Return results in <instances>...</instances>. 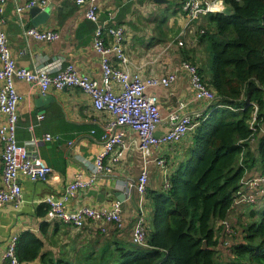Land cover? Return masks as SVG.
Segmentation results:
<instances>
[{
  "label": "crops",
  "instance_id": "0c3cea01",
  "mask_svg": "<svg viewBox=\"0 0 264 264\" xmlns=\"http://www.w3.org/2000/svg\"><path fill=\"white\" fill-rule=\"evenodd\" d=\"M28 1L7 0L5 5L3 28L7 31L17 64L33 68L36 65L55 64L60 60L62 65L72 63L81 73L101 79V56L93 44L96 23L87 18L86 6L78 5L75 0H49V4L43 8L47 13L43 15L33 14L31 8L19 13L18 7ZM98 2L99 21L124 29L123 46L129 58L126 66L129 71L144 77L161 76L176 71L183 60H189L199 67L207 80L210 79L211 75L207 72L212 71L213 54H210L211 45L204 35V30L210 25L207 15H201L190 26L181 3L176 0H169V3L155 0ZM229 10L230 7L224 2L223 11ZM30 26L55 30L60 36L53 41L27 38L24 29ZM183 31L185 34L182 36ZM179 39H183L181 46L177 43ZM107 40H111V37H107ZM168 42L174 43H169V46ZM111 58L116 64L119 63L114 53ZM15 84L22 97L18 108V142L37 151L52 167V172L46 181L21 177L22 202L18 206L7 204L1 211L0 264L3 263L10 238L26 230L34 232L43 241L42 253L62 260V264H80L85 263V254L98 246V240L102 245L114 232H118V236L125 241L133 242L138 214L143 213L147 227L151 228L153 207L148 191L163 190L166 175H174L186 161L194 146V132L178 142L153 148L146 162L139 148L138 134L128 130L122 155L115 163L113 172L100 175L93 185L77 190L67 202V207L75 210L82 206L112 209L115 202L121 201L125 227L118 229L115 224L91 220L78 229L54 219L45 198L49 195L61 196L79 173L84 178L90 176L91 166L103 146V128L99 122H106L110 116L97 111L91 97L79 88L51 89L46 94L53 99L39 105L37 99L43 94L38 85L22 80H16ZM147 93L158 100L163 119L157 129L159 135L169 129L168 115L181 104H184L182 113L196 120L202 118L212 106L195 98L185 72H179L177 80L169 87H150ZM41 114L44 118L40 120L38 116ZM4 119L0 118V123ZM48 133L54 136L53 140H45ZM257 143V140L251 142V146L256 148ZM1 154L0 143V187ZM159 159L165 160L164 167L159 165ZM144 169L148 170L149 183L147 193L141 195L135 184ZM263 171L264 165L258 163L248 177ZM120 194H125L124 200L119 199ZM243 211L240 208L231 211L229 218ZM102 226L106 228L105 232L101 231ZM23 264L42 262L37 258Z\"/></svg>",
  "mask_w": 264,
  "mask_h": 264
},
{
  "label": "trees",
  "instance_id": "16d2710c",
  "mask_svg": "<svg viewBox=\"0 0 264 264\" xmlns=\"http://www.w3.org/2000/svg\"><path fill=\"white\" fill-rule=\"evenodd\" d=\"M225 3L230 10L208 13L204 30L213 53L207 81L217 102L200 119L189 156L171 176L172 187L148 191L153 207L148 246L114 232L102 245L98 240L80 264H264V212L259 216L254 208L243 214L248 220L227 246L228 257L209 248L219 244L215 222L229 219L241 180L264 165V133L257 134L256 148L250 141L253 103L264 120V0ZM204 240L209 247L203 248ZM42 247L26 230L18 236L16 255L21 263L40 258L42 264H62Z\"/></svg>",
  "mask_w": 264,
  "mask_h": 264
},
{
  "label": "built area",
  "instance_id": "2783aa9c",
  "mask_svg": "<svg viewBox=\"0 0 264 264\" xmlns=\"http://www.w3.org/2000/svg\"><path fill=\"white\" fill-rule=\"evenodd\" d=\"M75 2L78 5H85L87 18L96 23L93 44L101 56V79L81 73L72 63L62 65L60 60H57L55 64L36 65L33 68L19 66L11 52L7 31L3 28L7 0H0V118H5L0 123L2 145L0 215L7 204L18 206L22 202L21 177L32 181H46L52 172V167L41 158L37 151L18 142V108L22 97L16 88L15 81L22 80L38 85L42 94L48 93L51 89L79 88L91 97L97 111L110 116L106 122H99L103 128L101 136L103 146L91 166L90 176L84 178L81 173L77 174L75 180L67 186L61 196L49 195L45 198V203L54 219L78 229L85 227L91 220L112 223L116 228L122 229L125 227V221L121 216V201L115 202L112 209L82 206L70 210L67 207L68 200L75 196L77 190L93 185L100 175L113 172L115 163L122 155L128 130L138 134L139 148L148 162L153 148L178 142L198 127L201 118L196 120L193 116L182 113L184 104H181L178 109L168 115L169 129L163 134H157L163 119L157 97L148 94V88L169 87L177 80L179 72H185L189 76L196 99L214 105L217 102V92L200 72L199 67L189 60H183L176 71L161 76L144 77L137 72L129 71L126 68L129 58L123 46L124 29L107 26L99 21L98 0H75ZM179 2L191 26L201 15L223 11L224 0H179ZM48 4L49 0H29L18 7V12L21 13L34 6L45 8ZM182 34H185V31ZM24 35L40 41H53L60 36L55 30H42L34 26L25 27ZM107 37H111V40H107ZM177 43L180 46L183 45L181 39ZM113 53L118 64L111 58ZM253 104L255 109L250 125L254 132L250 137L251 142L256 141L257 134L264 133V120L260 121L258 105ZM43 118L42 114L38 116L40 120ZM53 139L54 136L51 134L45 135V140ZM158 163L162 167L165 166L164 159H159ZM148 183L149 173L144 169L138 177L135 188L141 195H145ZM171 187V176L168 174L165 177L163 189L169 190ZM263 200L264 171L241 180L240 187L234 194L231 211L243 206L254 207ZM220 224L225 228V234L232 237L236 235L237 232L229 219H224ZM101 231L105 232L106 228L102 226ZM148 232L147 219L143 213H140L134 224L133 243L138 246H148ZM17 241V235L10 238L2 264H23L16 255ZM227 244L230 245V243Z\"/></svg>",
  "mask_w": 264,
  "mask_h": 264
},
{
  "label": "rangeland",
  "instance_id": "374dc122",
  "mask_svg": "<svg viewBox=\"0 0 264 264\" xmlns=\"http://www.w3.org/2000/svg\"><path fill=\"white\" fill-rule=\"evenodd\" d=\"M224 2H225V0H224ZM224 2H223V5H224ZM182 36H183V34H182ZM169 43H172V45H173L174 42H168V44ZM210 54H213L211 48H210ZM211 73H212V71L210 70V72H209V70H208L207 74L209 76L211 75ZM252 208L257 210L259 212V216H260L264 212V200L262 202H259L258 204H256L254 207L253 206H243L240 208L241 211L244 210L242 213H237L236 216H230L229 222H231L233 224V226L235 227L234 229L237 232L236 233L237 236L240 235V233L242 232L241 221L248 220V215H243V214L246 213L247 210H250ZM215 226H216L215 230L217 233V238L219 240V244L217 247H215L216 248L215 250H218V252L223 253L225 257H228L229 252L227 251V246H228L227 243L232 244L234 242L235 238L237 239L238 237L236 235H234L232 237V235L225 234V232H224L225 228H223V226H221L220 221H219V223H218V221H216Z\"/></svg>",
  "mask_w": 264,
  "mask_h": 264
},
{
  "label": "water",
  "instance_id": "95a60500",
  "mask_svg": "<svg viewBox=\"0 0 264 264\" xmlns=\"http://www.w3.org/2000/svg\"><path fill=\"white\" fill-rule=\"evenodd\" d=\"M156 2H159V3H169V0H155ZM31 12L33 13V14H35V13H38V14H44V13H47L45 10H43V8L42 7H40V6H34V7H32L31 8ZM40 18V17H39ZM51 99H53V97L52 96H50V95H45V94H43V95H40L39 96V98L37 99V103L40 105V104H42V103H44V102H46V101H48V100H51ZM119 199L120 200H124L125 199V194H120L119 195ZM207 247H209L208 246V244H207V242L204 240V242H203V248H207ZM210 249H216L215 247H209Z\"/></svg>",
  "mask_w": 264,
  "mask_h": 264
},
{
  "label": "bare ground",
  "instance_id": "6f19581e",
  "mask_svg": "<svg viewBox=\"0 0 264 264\" xmlns=\"http://www.w3.org/2000/svg\"><path fill=\"white\" fill-rule=\"evenodd\" d=\"M183 40V39H182ZM161 55V54H160Z\"/></svg>",
  "mask_w": 264,
  "mask_h": 264
}]
</instances>
